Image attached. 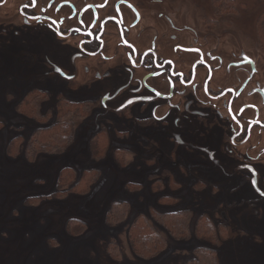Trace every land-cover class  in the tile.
<instances>
[{
	"label": "rangeland",
	"instance_id": "rangeland-1",
	"mask_svg": "<svg viewBox=\"0 0 264 264\" xmlns=\"http://www.w3.org/2000/svg\"><path fill=\"white\" fill-rule=\"evenodd\" d=\"M176 1L180 7L175 13L187 24L212 29L221 50L235 51V45H241L264 70V0ZM27 42V47L0 42V264H220V259L222 264L241 260L264 264L263 242L246 252L237 241L231 257L223 258L226 233L219 222L226 207L222 204L239 200L240 193L229 196L226 177L211 176L210 163L181 164L180 156L167 161L169 149L160 141L155 147L151 130H105L108 122H98L97 113H88L90 105L75 106L67 109V125L71 122L75 130L67 150L59 155L39 152L27 161V138L34 129L53 124L48 114L55 113L57 101L69 102L57 96L65 82L58 77L44 79L46 51L39 50L36 41ZM32 89L46 94L37 122L17 112ZM17 137L23 138L18 141L20 150L11 157L7 148ZM93 169L100 177L85 194H77L80 187L73 194L52 196L58 178L73 172L77 179ZM114 202H127L131 210L116 226L105 219ZM152 212L161 214L158 224L186 227L174 234L167 229L173 238L155 227L167 244L160 255L143 260L133 254L127 231L137 217ZM69 220L78 223L71 225V231H67ZM111 243L122 253L117 260L108 254Z\"/></svg>",
	"mask_w": 264,
	"mask_h": 264
},
{
	"label": "flooded vegetation",
	"instance_id": "flooded-vegetation-1",
	"mask_svg": "<svg viewBox=\"0 0 264 264\" xmlns=\"http://www.w3.org/2000/svg\"><path fill=\"white\" fill-rule=\"evenodd\" d=\"M175 2L0 0V42L36 41L44 79L65 82L57 96L90 105L103 129L151 130L167 161L223 174L227 194L240 193L222 204L229 259L237 241L246 252L264 243V70L241 45L221 50L214 31L187 24Z\"/></svg>",
	"mask_w": 264,
	"mask_h": 264
},
{
	"label": "trees",
	"instance_id": "trees-1",
	"mask_svg": "<svg viewBox=\"0 0 264 264\" xmlns=\"http://www.w3.org/2000/svg\"><path fill=\"white\" fill-rule=\"evenodd\" d=\"M45 98L46 96L44 94H40L38 92H30L29 94L24 96V100H22L18 105L17 112L21 116L28 118L31 121L37 122L39 116L38 111L42 104L41 99ZM75 106L82 105L65 101L56 102L55 113L53 112L54 114H48L53 118V124H50L49 126L38 127L36 128V130L34 129L30 136L27 138L28 141L25 144L24 150V152L26 153L25 157L27 161H32L35 158V155L39 152L59 155L67 150L68 146L74 140L73 137L75 131L71 122H69L67 125V109L69 108V110L71 111ZM87 110L89 113L88 108ZM44 117H42V119H46ZM22 139V137H17L9 143L7 148V154L9 156L12 157V155L19 153L21 144H19L20 142L18 143V141ZM69 173L71 174H68L66 178H64L63 176L60 179H57L58 181H56L55 191L52 196L66 195L67 193L73 194V192L80 187L82 189L79 190L77 194H85L100 177L99 173L95 169L84 172L77 179L76 176H73V172ZM41 200L42 198L39 199V201ZM130 212L131 210L127 202H114L111 204L106 213V223L112 226H116L117 224L120 225L127 219ZM156 216H158V219L155 218ZM161 217V214L155 212H152L149 215H140L128 228V243L133 254L137 258L150 260L157 257L163 252L167 243L165 238L162 236V233L157 231L155 227L164 228L171 238H173L171 233H176L180 227H186L183 223H171L170 228H168V226L164 225V222L161 223L159 221V224L155 222ZM78 222L81 223V225L85 226L83 222ZM73 223L77 222L75 220H69L67 224V231L70 230ZM115 245L116 244L113 243L109 244L107 251L111 258L117 260V258L122 257V253L118 246L114 247Z\"/></svg>",
	"mask_w": 264,
	"mask_h": 264
}]
</instances>
